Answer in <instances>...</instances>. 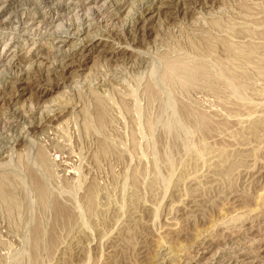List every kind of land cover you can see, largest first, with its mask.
<instances>
[{"label":"rangeland","instance_id":"obj_1","mask_svg":"<svg viewBox=\"0 0 264 264\" xmlns=\"http://www.w3.org/2000/svg\"><path fill=\"white\" fill-rule=\"evenodd\" d=\"M0 186V264H264V0H0Z\"/></svg>","mask_w":264,"mask_h":264},{"label":"bare ground","instance_id":"obj_2","mask_svg":"<svg viewBox=\"0 0 264 264\" xmlns=\"http://www.w3.org/2000/svg\"><path fill=\"white\" fill-rule=\"evenodd\" d=\"M6 2H8L9 3V5L10 4H13L14 3V0H5ZM43 1H47V0H43ZM90 11V10H89ZM142 13H141V16H138L137 17V19H136V22L135 23H137L136 24V29L137 30H140V24H142V23H144L145 22V17H144V10L143 11H141ZM95 14V13H94ZM129 15V14H128ZM59 26V25H58ZM55 29V28H54ZM47 43V42H46ZM45 79V78H44ZM19 79H16V80H14V83H16L17 84V81H18ZM18 87H19V84L18 85H16L14 88V90H17L18 89ZM1 99H4V97H1ZM10 100V99H9ZM64 111V110H63ZM26 119V118H25ZM14 120V119H13ZM17 120V119H16ZM52 120H55V118L54 117H51V118H49L48 119V123H50ZM98 120V119H97ZM53 122V121H52ZM38 126V125H37ZM91 129V128H90ZM19 139V138H18ZM10 163V162H9ZM3 166V165H2ZM12 169V168H11ZM13 170V169H12ZM10 172V171H9ZM12 172V171H11ZM8 174V173H7ZM36 174V173H35ZM36 176V175H35ZM39 177V176H38ZM5 178V177H4ZM33 179V178H32ZM39 179V178H38ZM37 179V180H38ZM39 182V181H38ZM42 182V181H41ZM10 183V182H9ZM17 183V182H16ZM38 185H40V184H38ZM37 186V185H36ZM42 186V185H41ZM1 187V186H0ZM9 187V186H8ZM40 189H41V187H39ZM39 189V190H40ZM35 190V189H34ZM38 191V190H37ZM42 192V191H41ZM41 192H40V194H41ZM46 195V194H45ZM4 198V197H3ZM14 198V197H13ZM41 198H43V197H41ZM40 198V199H41ZM44 200H45V198H44ZM41 201H43V200H41ZM57 206H59V204L57 205ZM58 209V208H57ZM60 209H62L61 207H60ZM58 212H60V214H65V216L67 215L63 210H57V213ZM59 214V213H58ZM62 215V216H63ZM61 216V217H62ZM37 231V230H36ZM33 233V232H32ZM261 243V242H260ZM162 261V260H161Z\"/></svg>","mask_w":264,"mask_h":264}]
</instances>
